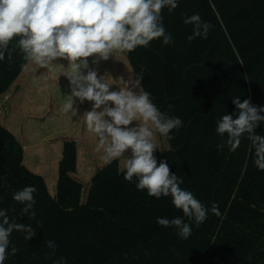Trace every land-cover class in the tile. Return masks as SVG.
Returning a JSON list of instances; mask_svg holds the SVG:
<instances>
[{"label":"trees","instance_id":"obj_1","mask_svg":"<svg viewBox=\"0 0 264 264\" xmlns=\"http://www.w3.org/2000/svg\"><path fill=\"white\" fill-rule=\"evenodd\" d=\"M194 13L213 27L206 39L189 42L192 25L183 20ZM161 15L173 43L155 39L97 64L89 57V66L113 79L144 72L141 85L153 102L183 121L173 139L157 134L154 155L167 159L181 187L206 207L216 203L221 216L209 212L198 227L192 222L187 239L158 225L157 217L183 213L170 197L156 199L125 181L123 159H102L82 118L91 102L74 105L76 116L63 113L68 61L35 72L14 40L11 59L0 61V97L8 94L0 103V208L37 234L26 240L14 231L17 251L5 264H52L61 256L68 264H264V170L253 163L250 140L218 150L224 138L216 133L220 117L235 110L232 97L264 105V0H179ZM256 131L264 135V125ZM28 185L37 189L34 218L19 215L13 199Z\"/></svg>","mask_w":264,"mask_h":264},{"label":"clouds","instance_id":"obj_2","mask_svg":"<svg viewBox=\"0 0 264 264\" xmlns=\"http://www.w3.org/2000/svg\"><path fill=\"white\" fill-rule=\"evenodd\" d=\"M178 4L179 0H0V61L6 55L11 59L9 45L14 40L13 48H19L24 59L35 66V72L39 68L50 72L57 59L68 61L70 71L65 75L69 93L64 95L63 113L76 116L74 105L91 102V110L82 118L87 130L98 138L97 150H102V159L106 163L123 159V178L135 183L138 191L146 190L156 199L170 197L183 215L157 217L156 223L175 228L180 239H187L192 234V222L198 227L209 212L218 217L221 213L216 203L208 208L191 191L182 188L184 181L170 171L168 160L158 161L154 155L160 151L157 134L171 140L174 137L170 133L182 127L183 121L157 107L141 85L143 71L129 72L127 80L113 79L98 75L88 60L93 57L92 64L107 61L118 52L147 47L155 39L162 38L164 45L173 43L161 11H172ZM183 22L192 25L189 42L197 37L206 39L213 27L199 13L185 17ZM109 77L113 82H109ZM117 80L118 85L114 83ZM113 84L118 90H110ZM231 103L234 112L222 115L216 124V133L224 138L217 149L227 145L234 151L241 138L246 137L254 150V165L264 170V135L256 131L264 125V105L254 106L248 99L241 102L240 96L232 97ZM36 191L34 185H28L13 194L21 205L19 215L35 217ZM14 231H23L26 240L37 234L36 228L16 223L7 215V209L0 208V264L17 251L11 240ZM46 243L54 253L55 241ZM52 264L68 261L61 256Z\"/></svg>","mask_w":264,"mask_h":264},{"label":"rangeland","instance_id":"obj_3","mask_svg":"<svg viewBox=\"0 0 264 264\" xmlns=\"http://www.w3.org/2000/svg\"><path fill=\"white\" fill-rule=\"evenodd\" d=\"M7 97H8V94L7 93L4 94V95H2L0 97V103L5 105L6 104Z\"/></svg>","mask_w":264,"mask_h":264}]
</instances>
